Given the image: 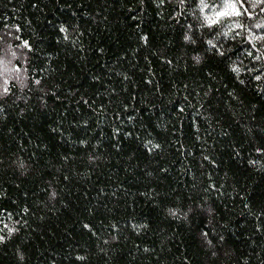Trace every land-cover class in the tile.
I'll use <instances>...</instances> for the list:
<instances>
[{
    "label": "trees",
    "instance_id": "16d2710c",
    "mask_svg": "<svg viewBox=\"0 0 264 264\" xmlns=\"http://www.w3.org/2000/svg\"><path fill=\"white\" fill-rule=\"evenodd\" d=\"M1 59L0 264H264V0H0Z\"/></svg>",
    "mask_w": 264,
    "mask_h": 264
},
{
    "label": "rangeland",
    "instance_id": "374dc122",
    "mask_svg": "<svg viewBox=\"0 0 264 264\" xmlns=\"http://www.w3.org/2000/svg\"><path fill=\"white\" fill-rule=\"evenodd\" d=\"M7 66H8V62L4 59H1L0 60V69L8 73L9 69L7 68Z\"/></svg>",
    "mask_w": 264,
    "mask_h": 264
},
{
    "label": "snow or ice",
    "instance_id": "6c2138e0",
    "mask_svg": "<svg viewBox=\"0 0 264 264\" xmlns=\"http://www.w3.org/2000/svg\"><path fill=\"white\" fill-rule=\"evenodd\" d=\"M63 30V29H62ZM259 77H257V79H258Z\"/></svg>",
    "mask_w": 264,
    "mask_h": 264
}]
</instances>
